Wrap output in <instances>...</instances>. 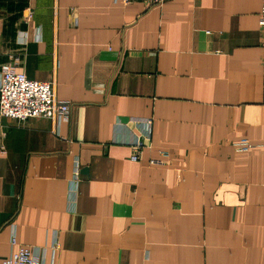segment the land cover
Segmentation results:
<instances>
[{
  "label": "crops",
  "instance_id": "obj_1",
  "mask_svg": "<svg viewBox=\"0 0 264 264\" xmlns=\"http://www.w3.org/2000/svg\"><path fill=\"white\" fill-rule=\"evenodd\" d=\"M261 7L0 0V73L73 105L58 132L0 115V264L13 236L42 264H264Z\"/></svg>",
  "mask_w": 264,
  "mask_h": 264
},
{
  "label": "built area",
  "instance_id": "obj_2",
  "mask_svg": "<svg viewBox=\"0 0 264 264\" xmlns=\"http://www.w3.org/2000/svg\"><path fill=\"white\" fill-rule=\"evenodd\" d=\"M118 1V0H117ZM125 5L139 0H119ZM152 5H161L168 0H141ZM32 15V10L28 12ZM259 24L264 27V0L259 14ZM18 58H16V61ZM15 64H4L0 73V115L17 119L27 120L35 117H47L54 121L56 132L59 131L63 122H70L73 105L68 101L57 97L56 84L54 81L33 80L26 74L15 69ZM142 133L132 143L131 160L138 161L142 149L149 146L150 127L152 119L141 120ZM240 150H248L253 144L248 140L236 143ZM151 164H162V160L151 159ZM80 164L76 162L73 177L70 182L71 196L77 193L78 183L81 180ZM14 247L12 254L2 260L1 264H42L30 247L20 244L15 236L11 238Z\"/></svg>",
  "mask_w": 264,
  "mask_h": 264
}]
</instances>
